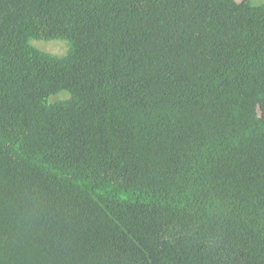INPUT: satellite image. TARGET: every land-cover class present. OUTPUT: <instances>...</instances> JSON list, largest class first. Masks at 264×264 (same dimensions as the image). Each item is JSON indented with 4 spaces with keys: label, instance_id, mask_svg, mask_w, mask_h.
I'll return each instance as SVG.
<instances>
[{
    "label": "trees",
    "instance_id": "obj_1",
    "mask_svg": "<svg viewBox=\"0 0 264 264\" xmlns=\"http://www.w3.org/2000/svg\"><path fill=\"white\" fill-rule=\"evenodd\" d=\"M0 264H264V0H0Z\"/></svg>",
    "mask_w": 264,
    "mask_h": 264
},
{
    "label": "rangeland",
    "instance_id": "obj_2",
    "mask_svg": "<svg viewBox=\"0 0 264 264\" xmlns=\"http://www.w3.org/2000/svg\"><path fill=\"white\" fill-rule=\"evenodd\" d=\"M33 43L39 46L42 50L49 51L54 54L64 55L65 53H67V43L63 40H53L48 42L33 41Z\"/></svg>",
    "mask_w": 264,
    "mask_h": 264
}]
</instances>
